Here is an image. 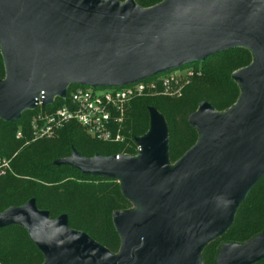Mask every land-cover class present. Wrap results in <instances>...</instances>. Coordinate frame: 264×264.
<instances>
[{"label":"water","instance_id":"1","mask_svg":"<svg viewBox=\"0 0 264 264\" xmlns=\"http://www.w3.org/2000/svg\"><path fill=\"white\" fill-rule=\"evenodd\" d=\"M236 47L254 61L233 73L238 101L223 112L203 101L189 116L200 134L175 163L168 125L149 107L150 128L136 137L137 156L85 157L57 164L117 178L138 208L116 210V254L51 218L35 198L0 212V229L24 226L42 264H202L201 252L231 226L236 210L264 175V0H0V120L56 97L71 84L123 87ZM264 257V230L245 244L222 245L216 264H253Z\"/></svg>","mask_w":264,"mask_h":264},{"label":"trees","instance_id":"2","mask_svg":"<svg viewBox=\"0 0 264 264\" xmlns=\"http://www.w3.org/2000/svg\"><path fill=\"white\" fill-rule=\"evenodd\" d=\"M162 1L136 0L142 7H151ZM234 52L247 53L246 58L242 55L227 57ZM238 58L245 61L233 67L230 60L236 62ZM250 62V50L236 47L193 63L194 76L179 97L166 96L163 92L157 95L146 89L142 94L131 96L125 104L123 121L118 126L123 135L118 142L97 139L75 121L65 124L53 138L32 140L31 119L37 110L24 111L14 122L0 120V156L12 158L14 170L0 176V212L35 198L37 207L47 210L51 218L66 213L71 228L86 232L110 252L118 253L121 238L114 226L113 213L132 209L121 183L117 178L86 174L71 165L57 164V160L71 156L74 150L85 157H93L97 154L118 155L125 145L126 149H132L136 137L148 132L149 107H155L167 118L168 158L170 163H175L200 136L190 124L189 116L203 101L211 103L216 110H224L236 102L241 90L231 72L250 65ZM3 64L0 50V78L5 76ZM67 101L57 97L52 106L45 108L52 111ZM18 131L22 132V137H17ZM263 230L264 175L239 205L231 226L222 234L221 242L245 244ZM221 247L213 241L208 243L201 252L203 264H216ZM0 261L2 264H42L44 254L24 226L10 225L0 229ZM253 264H264V257Z\"/></svg>","mask_w":264,"mask_h":264},{"label":"built area","instance_id":"3","mask_svg":"<svg viewBox=\"0 0 264 264\" xmlns=\"http://www.w3.org/2000/svg\"><path fill=\"white\" fill-rule=\"evenodd\" d=\"M162 77L163 75L159 78L169 85L172 77ZM144 81L123 87H109L114 89L104 93H99L97 87L71 84L68 86L66 98H61L68 100L67 103L52 111L45 107L52 106L55 100L53 104L44 106L43 92L39 93L36 99L37 112L31 119L32 140L53 138L65 124L75 121L97 139L121 141L123 135L118 126L123 121L125 104L131 96L144 92ZM17 137H22L21 131H18ZM12 171L11 159L0 157V176Z\"/></svg>","mask_w":264,"mask_h":264},{"label":"rangeland","instance_id":"4","mask_svg":"<svg viewBox=\"0 0 264 264\" xmlns=\"http://www.w3.org/2000/svg\"><path fill=\"white\" fill-rule=\"evenodd\" d=\"M119 2L121 3H124L125 1L127 0H118ZM136 2V0H135ZM137 3V2H136ZM251 52V51H250ZM243 56L244 55H247V53H238V52H234V53H230L227 55V57H231V56H235L236 58L239 57V56ZM246 58V57H244ZM243 61H245V59H240L238 58V60L236 62H233V60H230L231 64L233 67H236L238 66L240 63H242ZM254 61V56L251 52V62L250 64ZM4 63V62H3ZM193 64V63H192ZM192 64H188V65H185L184 67H181L179 70H176L174 72H171V73H168L166 75H163L162 78H165V77H172L170 78V84L169 85H166L164 82V80H162L161 78L157 77V78H149L150 80L147 81L144 86L146 88V90L148 91H154L155 94H160L161 92H163V95H169L171 97H179L182 95V92H183V89H185L190 83H191V80H192V77L194 76V69L192 68L194 65ZM242 68V67H241ZM241 68H235L232 72H231V76L233 78V73ZM3 69H4V75H5V67H4V64H3ZM162 75V74H160ZM159 76V75H158ZM5 77V76H4ZM234 79V78H233ZM234 81L239 85L240 87V90H241V86L240 84L234 79ZM114 88H109V87H105V88H97V91L99 93H104L108 90H113ZM152 92V93H154ZM242 92V90H241ZM241 95V94H240ZM239 95V97H240ZM161 96V95H159ZM238 97V99H239ZM238 99L236 100V102L238 101ZM236 102H234L231 106H233ZM230 106V107H231ZM229 107V108H230ZM228 108L224 109V110H217L219 112H223L225 110H227ZM162 114V113H161ZM163 115V114H162ZM164 116V115H163ZM166 122H167V125H168V121H167V118L164 116ZM149 128H150V115H149ZM149 130V129H148ZM147 130V131H148ZM127 145H125V147L122 149L123 151H121L120 154H125V155H130V156H137L139 154V151H140V146L139 144L136 142L132 147V149H126ZM118 154V155H120ZM1 157V156H0ZM6 158V157H5ZM8 159H12V158H8ZM172 164V163H171ZM12 165V163H11ZM12 169H13V166H12ZM14 172V170H13ZM131 201V208L132 209H135V208H138V204L132 200ZM27 230V229H26ZM29 234V233H28ZM221 237L222 235L214 238L212 241L213 243L215 244H220V245H224L225 243L224 242H221ZM211 241V242H212ZM236 243V242H235ZM239 244V243H237ZM201 258H202V255H201ZM31 260V259H29ZM1 262V261H0ZM2 263V262H1ZM202 264H203V258H202Z\"/></svg>","mask_w":264,"mask_h":264}]
</instances>
